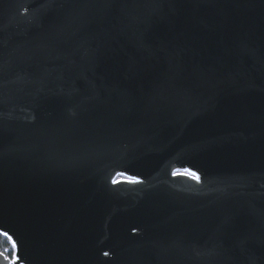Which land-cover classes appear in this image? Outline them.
Instances as JSON below:
<instances>
[{
	"label": "water",
	"instance_id": "water-1",
	"mask_svg": "<svg viewBox=\"0 0 264 264\" xmlns=\"http://www.w3.org/2000/svg\"><path fill=\"white\" fill-rule=\"evenodd\" d=\"M0 264H264V0H0Z\"/></svg>",
	"mask_w": 264,
	"mask_h": 264
},
{
	"label": "trees",
	"instance_id": "trees-1",
	"mask_svg": "<svg viewBox=\"0 0 264 264\" xmlns=\"http://www.w3.org/2000/svg\"><path fill=\"white\" fill-rule=\"evenodd\" d=\"M9 244V241L7 240V238L3 235L0 234V250H2L6 255H9L11 254V250H7V251H4V247L7 246Z\"/></svg>",
	"mask_w": 264,
	"mask_h": 264
},
{
	"label": "rangeland",
	"instance_id": "rangeland-1",
	"mask_svg": "<svg viewBox=\"0 0 264 264\" xmlns=\"http://www.w3.org/2000/svg\"><path fill=\"white\" fill-rule=\"evenodd\" d=\"M8 240V239H7ZM11 250V252H12V246H11V244L9 243L7 246H5L4 247V251H7V250ZM11 255V254H10Z\"/></svg>",
	"mask_w": 264,
	"mask_h": 264
}]
</instances>
